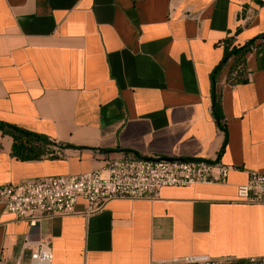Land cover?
<instances>
[{
	"label": "crops",
	"instance_id": "1",
	"mask_svg": "<svg viewBox=\"0 0 264 264\" xmlns=\"http://www.w3.org/2000/svg\"><path fill=\"white\" fill-rule=\"evenodd\" d=\"M241 8L248 23L235 42L244 45L264 35V0H0V121L55 144L52 155L21 160L0 131V185L101 169L129 154L233 166L226 184L166 186L93 214L80 199L77 213L37 226L0 203L3 264L27 261L40 237L52 264L264 256V204L237 200L249 171L264 174V42L247 53V81L227 82L231 60L212 79Z\"/></svg>",
	"mask_w": 264,
	"mask_h": 264
},
{
	"label": "built area",
	"instance_id": "2",
	"mask_svg": "<svg viewBox=\"0 0 264 264\" xmlns=\"http://www.w3.org/2000/svg\"><path fill=\"white\" fill-rule=\"evenodd\" d=\"M248 23L246 10L239 11V25ZM233 166L219 160L173 159L140 157L132 154L109 159L104 168L80 174L44 176L19 183L0 185V203L17 220L37 226L42 219L55 215L77 213L80 199L86 205L84 213L93 214L103 210L116 198L130 200L152 199L166 186L192 184H226ZM237 200L248 204H264V174L255 170L248 172V179L237 186ZM32 241L26 236L23 247ZM29 259H19L16 264H52L53 253L50 241L40 237L35 242ZM5 255L0 253V264ZM264 264V256L238 260L213 258L208 255L188 256L172 262L151 264Z\"/></svg>",
	"mask_w": 264,
	"mask_h": 264
},
{
	"label": "trees",
	"instance_id": "3",
	"mask_svg": "<svg viewBox=\"0 0 264 264\" xmlns=\"http://www.w3.org/2000/svg\"><path fill=\"white\" fill-rule=\"evenodd\" d=\"M241 29L242 27L238 26L233 35L227 36L224 39V56L213 70V81L216 73L228 64L230 60L231 63L228 68L227 82L231 85H235L247 81V53L257 44L264 42V40L259 36L244 45H238L235 42V36ZM212 110L219 127L225 129V117L220 101L216 97V93H214L213 96ZM0 131L2 134L12 137V155L21 160H34L40 159L45 155H52L53 146L55 144L47 136L3 121H0Z\"/></svg>",
	"mask_w": 264,
	"mask_h": 264
},
{
	"label": "water",
	"instance_id": "4",
	"mask_svg": "<svg viewBox=\"0 0 264 264\" xmlns=\"http://www.w3.org/2000/svg\"><path fill=\"white\" fill-rule=\"evenodd\" d=\"M261 38L264 40V35L261 36ZM166 160H173L171 158H165Z\"/></svg>",
	"mask_w": 264,
	"mask_h": 264
}]
</instances>
